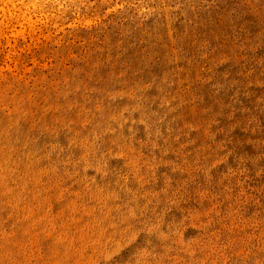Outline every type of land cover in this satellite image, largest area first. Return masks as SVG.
<instances>
[{
    "label": "rangeland",
    "instance_id": "374dc122",
    "mask_svg": "<svg viewBox=\"0 0 264 264\" xmlns=\"http://www.w3.org/2000/svg\"><path fill=\"white\" fill-rule=\"evenodd\" d=\"M0 264H264V0H0Z\"/></svg>",
    "mask_w": 264,
    "mask_h": 264
}]
</instances>
